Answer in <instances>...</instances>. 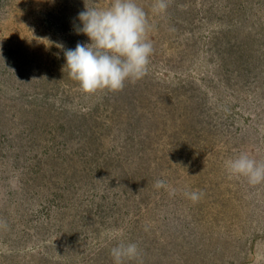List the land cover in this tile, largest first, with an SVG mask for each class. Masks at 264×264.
<instances>
[{"label": "rangeland", "instance_id": "rangeland-1", "mask_svg": "<svg viewBox=\"0 0 264 264\" xmlns=\"http://www.w3.org/2000/svg\"><path fill=\"white\" fill-rule=\"evenodd\" d=\"M137 2L145 75L85 93L64 49L110 0H0V264H264V183L225 167L264 162V0Z\"/></svg>", "mask_w": 264, "mask_h": 264}, {"label": "clouds", "instance_id": "clouds-1", "mask_svg": "<svg viewBox=\"0 0 264 264\" xmlns=\"http://www.w3.org/2000/svg\"><path fill=\"white\" fill-rule=\"evenodd\" d=\"M167 7V0H154L152 12L163 14ZM76 20L75 31L85 35L88 42L64 49V57L69 75L83 92L119 91L126 82L145 75L153 52L148 33L154 26L137 0H110L106 6L86 7ZM225 167L230 175L244 177L251 185L264 183V162L246 152L229 158ZM154 186L167 187L164 180H156ZM185 195L195 202L203 193L186 191ZM110 254L114 264H124L125 260H136L140 250L136 243H120Z\"/></svg>", "mask_w": 264, "mask_h": 264}]
</instances>
